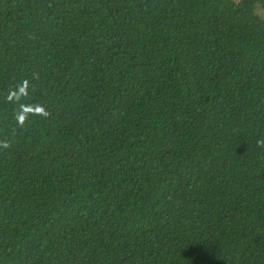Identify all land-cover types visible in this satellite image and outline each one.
<instances>
[{
	"label": "trees",
	"instance_id": "16d2710c",
	"mask_svg": "<svg viewBox=\"0 0 264 264\" xmlns=\"http://www.w3.org/2000/svg\"><path fill=\"white\" fill-rule=\"evenodd\" d=\"M257 7L0 0V264H264Z\"/></svg>",
	"mask_w": 264,
	"mask_h": 264
},
{
	"label": "rangeland",
	"instance_id": "374dc122",
	"mask_svg": "<svg viewBox=\"0 0 264 264\" xmlns=\"http://www.w3.org/2000/svg\"><path fill=\"white\" fill-rule=\"evenodd\" d=\"M239 6H242L245 3V0H235ZM256 12L260 16H264V10L262 8L257 7Z\"/></svg>",
	"mask_w": 264,
	"mask_h": 264
},
{
	"label": "clouds",
	"instance_id": "9594fccd",
	"mask_svg": "<svg viewBox=\"0 0 264 264\" xmlns=\"http://www.w3.org/2000/svg\"><path fill=\"white\" fill-rule=\"evenodd\" d=\"M39 111L43 112L42 109H40ZM43 114H44V115H47L46 112H43ZM20 123L22 124L23 121H20ZM4 146L7 147V145H4ZM257 146H258V147H264V139H259V140H257Z\"/></svg>",
	"mask_w": 264,
	"mask_h": 264
}]
</instances>
